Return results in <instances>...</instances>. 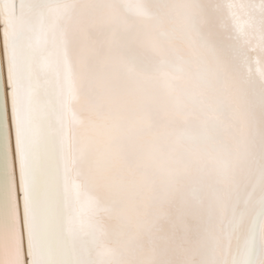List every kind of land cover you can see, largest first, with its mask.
<instances>
[{
  "label": "bare ground",
  "instance_id": "obj_1",
  "mask_svg": "<svg viewBox=\"0 0 264 264\" xmlns=\"http://www.w3.org/2000/svg\"><path fill=\"white\" fill-rule=\"evenodd\" d=\"M134 3L0 0V260L14 243L22 264L99 251L105 264H224L236 253L237 196L252 193V215L260 195L264 85L241 62L228 0H143L147 15ZM144 114L152 128L130 137ZM76 192L105 208L95 243L68 234ZM245 252L264 264V224Z\"/></svg>",
  "mask_w": 264,
  "mask_h": 264
},
{
  "label": "snow or ice",
  "instance_id": "obj_2",
  "mask_svg": "<svg viewBox=\"0 0 264 264\" xmlns=\"http://www.w3.org/2000/svg\"><path fill=\"white\" fill-rule=\"evenodd\" d=\"M23 5V0H21ZM132 7L141 15L149 14V11L143 0H135ZM227 7L230 9L229 19L231 20V27L233 30L234 38L237 40L239 48L238 53L242 64L245 67V71L249 76H255L259 82L264 85V0H252V6L248 7L244 0H228ZM65 9H50L48 16H54L60 14ZM23 12V7L21 9ZM10 25L15 26L17 20L9 19L6 21ZM227 23V21H226ZM7 35V32L5 33ZM16 32L13 30V37ZM38 44H43L45 47L48 43V33L45 30L42 36L37 41ZM155 50V45H153ZM46 66H50L49 56L44 57ZM166 60L161 58L160 64L163 65ZM128 71L134 73L136 66L134 63H129ZM176 72H182L183 68L177 66ZM164 78V82L167 88L171 90L174 88L175 77L164 72L161 73ZM172 107L178 110L180 107L179 101H174ZM152 119L150 114H144L139 119H133L128 122L127 133L130 137L142 129L152 128ZM118 131H121V126L116 125ZM257 186L260 190V195L255 201V212L249 214L248 205L252 202V193L239 194L237 196V205L234 207L232 216L228 220L227 227L229 230V239L233 234H237V240L239 247L235 254L232 255L230 260H225L224 264H250V261L246 257V245L249 240L254 241L257 229L260 225L264 224V152L260 155V165L258 168ZM76 200L78 202V208L75 210L73 216L67 220V231L72 239L73 243L81 238H87L92 243L98 239L101 232L100 224L98 223V217L105 208L100 202L94 198L80 199L79 192H76ZM243 203L244 207H240ZM247 225V234L244 235L241 229ZM75 252L73 247L72 252L69 253V257ZM105 252L99 251L95 260H81L74 258H65L59 260L49 259L42 261L41 264H105L103 257ZM0 264H22L20 258V247L18 243L10 245L5 250V256L3 260H0ZM202 264H217L215 258L202 261Z\"/></svg>",
  "mask_w": 264,
  "mask_h": 264
}]
</instances>
